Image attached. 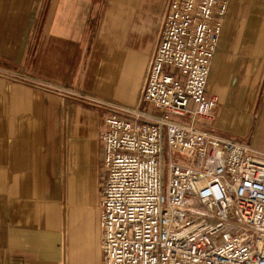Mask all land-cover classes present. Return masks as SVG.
Instances as JSON below:
<instances>
[{
  "label": "crops",
  "instance_id": "0c3cea01",
  "mask_svg": "<svg viewBox=\"0 0 264 264\" xmlns=\"http://www.w3.org/2000/svg\"><path fill=\"white\" fill-rule=\"evenodd\" d=\"M165 0H0V69L139 101ZM264 0H230L199 123L264 158ZM101 114L0 76V264H103Z\"/></svg>",
  "mask_w": 264,
  "mask_h": 264
},
{
  "label": "built area",
  "instance_id": "2783aa9c",
  "mask_svg": "<svg viewBox=\"0 0 264 264\" xmlns=\"http://www.w3.org/2000/svg\"><path fill=\"white\" fill-rule=\"evenodd\" d=\"M229 1L166 0L138 106L98 101L103 264H264V158L199 123L218 105L205 89Z\"/></svg>",
  "mask_w": 264,
  "mask_h": 264
},
{
  "label": "rangeland",
  "instance_id": "374dc122",
  "mask_svg": "<svg viewBox=\"0 0 264 264\" xmlns=\"http://www.w3.org/2000/svg\"><path fill=\"white\" fill-rule=\"evenodd\" d=\"M165 3H166V0H165ZM165 3H164V6H165ZM164 11V9H163ZM163 15V13H162ZM154 54V53H153ZM153 56V55H152ZM152 58V57H151ZM151 60V59H150ZM150 62V61H149ZM148 62V64H149ZM148 66V65H147ZM54 84V83H52ZM58 85V84H56ZM60 86H63V88L66 90V94L64 95V97H61L62 99L64 100H67V101H71V102H75V103H78V104H82L84 106H88L90 108H93L95 110H97L101 116H102V119H103V115H104V110L102 108H99L98 106H101L98 101L100 99L102 100H106V101H110L112 103H115V104H119L117 102H114L112 100H110L109 98H106V97H103V96H100L98 94H95L93 92H90V91H86V90H82V89H78V88H72L70 86H67V85H60ZM263 90V89H261ZM261 90L260 92H258V95H257V102L258 103H261V104H264V100L263 98L261 97ZM97 102V103H96ZM119 105H122V104H119ZM125 106V105H124ZM138 106V104L136 103L134 105V107ZM130 107V106H128ZM132 107V106H131ZM101 177H102V170H101V173H100Z\"/></svg>",
  "mask_w": 264,
  "mask_h": 264
}]
</instances>
